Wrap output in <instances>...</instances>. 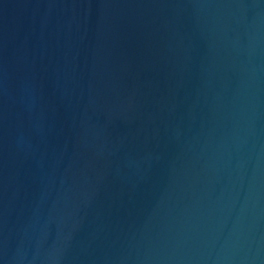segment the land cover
I'll return each mask as SVG.
<instances>
[{
  "label": "water",
  "instance_id": "95a60500",
  "mask_svg": "<svg viewBox=\"0 0 264 264\" xmlns=\"http://www.w3.org/2000/svg\"><path fill=\"white\" fill-rule=\"evenodd\" d=\"M0 264H264V0H0Z\"/></svg>",
  "mask_w": 264,
  "mask_h": 264
}]
</instances>
